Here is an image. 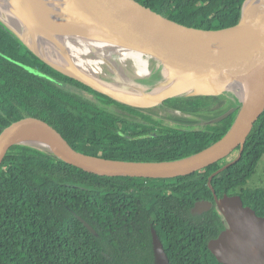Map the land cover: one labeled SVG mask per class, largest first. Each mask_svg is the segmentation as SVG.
Wrapping results in <instances>:
<instances>
[{
  "label": "water",
  "instance_id": "1",
  "mask_svg": "<svg viewBox=\"0 0 264 264\" xmlns=\"http://www.w3.org/2000/svg\"><path fill=\"white\" fill-rule=\"evenodd\" d=\"M58 1L82 21L68 20L24 0H0V24L48 67L121 105L149 109L170 100L231 96L238 108L213 122L225 120L236 111L235 118L221 139L201 151L176 160L150 162L111 160L84 154L52 124L28 116L1 131L0 171L15 146L52 154L98 177L144 179L187 177L238 151L232 162L209 177L211 188L214 177L240 160L248 137L264 113V0H243L236 25L218 30L176 22L137 0ZM4 18L60 44L77 48L101 45L120 60L126 59L124 62L146 64L148 70L142 67L140 70L144 73L131 78H123L119 71H114L122 88H132L134 92H142L141 95L115 89L107 76L95 73L93 65H80L71 72L52 64L33 50ZM128 71H135L133 65H129ZM236 92L242 94V100L232 95ZM214 200L221 217L229 225L209 244L216 260L220 264H264V217L244 206L239 195L218 198L214 194ZM209 206V203L198 202L192 213L200 214ZM76 218L96 235L86 221L79 216ZM152 233L153 264H171L155 231Z\"/></svg>",
  "mask_w": 264,
  "mask_h": 264
},
{
  "label": "trees",
  "instance_id": "2",
  "mask_svg": "<svg viewBox=\"0 0 264 264\" xmlns=\"http://www.w3.org/2000/svg\"><path fill=\"white\" fill-rule=\"evenodd\" d=\"M176 22L205 30L236 25L243 0H137ZM52 75L96 93L48 67L0 24V133L24 117L52 124L84 154L124 161H168L195 154L218 141L233 123L236 111L208 128L209 132L167 131L160 138L133 139L132 126L104 110L100 103L52 84ZM45 76V77H44ZM217 98L182 101L184 107L206 106ZM112 101V100H111ZM201 101H204L203 103ZM117 105L119 103L112 101ZM168 102V101H167ZM231 106L232 101L222 103ZM170 132H173L171 134ZM235 151L208 168L211 173L232 162ZM264 157V113L248 137L240 160L213 178L218 198L239 195L244 206L264 217V188L247 187ZM135 180L88 174L52 154L27 146L11 149L0 171V264H153L154 257L117 255V187ZM196 183L195 185H198ZM110 194V204L105 195ZM204 193V194H205ZM81 217L96 232L90 233ZM171 264H220L214 257L169 258Z\"/></svg>",
  "mask_w": 264,
  "mask_h": 264
},
{
  "label": "flooded vegetation",
  "instance_id": "3",
  "mask_svg": "<svg viewBox=\"0 0 264 264\" xmlns=\"http://www.w3.org/2000/svg\"><path fill=\"white\" fill-rule=\"evenodd\" d=\"M45 78L67 92L92 97L104 110L118 117V121L132 126V131L125 137L135 134L133 139H156L173 130L190 134L209 132L208 128L219 123L213 120L232 109L222 110L220 104L216 107L214 103L184 107L182 101H168L159 107L136 109L117 105L104 95L83 91L79 86L52 75H46ZM76 89L78 92H74ZM92 98L89 100L92 101ZM204 173L202 170L187 177L171 179L135 178L128 184L105 187L106 191L117 190L116 218L108 220L118 226L117 255L154 257V230L168 259L180 256L216 259L209 244L229 225L216 206L212 182L211 188L208 184L214 172L206 181L211 197L205 193L206 189L202 185ZM109 199L110 194L107 193L105 200L108 206ZM198 202H206L210 206L200 214H193L192 209Z\"/></svg>",
  "mask_w": 264,
  "mask_h": 264
},
{
  "label": "bare ground",
  "instance_id": "4",
  "mask_svg": "<svg viewBox=\"0 0 264 264\" xmlns=\"http://www.w3.org/2000/svg\"><path fill=\"white\" fill-rule=\"evenodd\" d=\"M34 6L43 8L45 11H50L57 15H60L68 20L80 23L82 19L74 14L67 6L62 4L58 0H24ZM254 1V0H251ZM15 31L31 46L33 50H35L38 54H40L47 61L55 64L63 69L75 71L76 67L80 65H93V69L96 71L95 73L100 75V77L107 76V81L109 84L118 90H125V92L129 95H141L142 92L136 91L134 92L132 88L129 87H121L119 84V76L115 75L114 71H119L120 75L123 78H131L135 76H140V74L144 73V71L140 70L144 67V70H148L146 64H140L139 62H124L126 59L118 58L113 56V53L109 51L104 46L95 45L91 47H83L77 48L72 46H67L64 44H60L58 41L47 39L40 37L29 29L18 25L14 21L7 20L4 18ZM129 65L135 69V71H128ZM107 75V73H110ZM171 83V82H170ZM173 85V84H172ZM171 85V86H172ZM234 97L236 96L239 100H242L243 96L241 93L236 92L232 94ZM171 118V116H170ZM177 119V118H176ZM179 119V118H178ZM44 144H46L43 140H38ZM31 143V141H29Z\"/></svg>",
  "mask_w": 264,
  "mask_h": 264
},
{
  "label": "rangeland",
  "instance_id": "5",
  "mask_svg": "<svg viewBox=\"0 0 264 264\" xmlns=\"http://www.w3.org/2000/svg\"><path fill=\"white\" fill-rule=\"evenodd\" d=\"M74 92H78V90L76 89ZM85 98L87 99H91L92 97H89L87 95H83ZM93 100V98H92ZM233 100V98L231 96H227V97H218L217 100L213 101V105L214 106H218L219 104L221 105V109H227V108H232V109H237V105L233 102V104H231V106L229 107H225L222 103H224L225 101H231ZM94 101V100H93ZM96 102V101H95ZM98 103V102H96ZM224 108V109H223ZM247 187L250 188H256V187H261L264 188V157H262L260 159V161L257 164L256 167V172L255 174L248 180L247 182Z\"/></svg>",
  "mask_w": 264,
  "mask_h": 264
}]
</instances>
